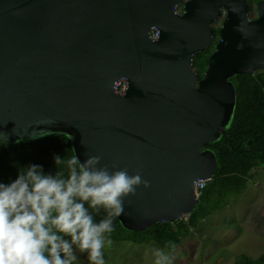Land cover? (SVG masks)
<instances>
[{
  "label": "water",
  "instance_id": "1",
  "mask_svg": "<svg viewBox=\"0 0 264 264\" xmlns=\"http://www.w3.org/2000/svg\"><path fill=\"white\" fill-rule=\"evenodd\" d=\"M222 9L199 78L193 57L211 45ZM261 69L264 0L255 19L247 0H0V142L68 131L82 162L99 155L149 182L125 198V229L172 222L214 172L202 148L230 122L229 79Z\"/></svg>",
  "mask_w": 264,
  "mask_h": 264
},
{
  "label": "clouds",
  "instance_id": "2",
  "mask_svg": "<svg viewBox=\"0 0 264 264\" xmlns=\"http://www.w3.org/2000/svg\"><path fill=\"white\" fill-rule=\"evenodd\" d=\"M54 161V175L30 164L15 180L0 183V264H76L77 251L90 264H106L104 249L112 244L113 220L124 214L125 198L140 185L149 187L139 170L110 171L99 155L83 162L77 154L67 160L55 155ZM101 209L107 214L97 222L93 213ZM170 248L154 250L155 264H173L175 244Z\"/></svg>",
  "mask_w": 264,
  "mask_h": 264
},
{
  "label": "trees",
  "instance_id": "3",
  "mask_svg": "<svg viewBox=\"0 0 264 264\" xmlns=\"http://www.w3.org/2000/svg\"><path fill=\"white\" fill-rule=\"evenodd\" d=\"M213 33L216 38L219 27L213 28ZM213 51L214 47H211L194 55L193 67L199 78L203 77ZM229 80L234 87L231 119L224 134L203 146L214 153L215 169L190 214V220L182 222L178 219L156 223L141 230H128L115 217V230L109 238L137 244L151 240L169 249L172 243L178 242L179 230L186 231L189 225L195 224V220L200 218L201 202L209 192L218 185L233 181L238 184L251 176L254 167H264V78L259 73L242 72ZM55 155L65 160L75 155L73 135L68 131L51 130L33 137L0 142V183L8 184L15 180L19 172L25 171L30 164L42 165L46 174L54 175L57 171ZM59 168L66 176L67 169L63 165ZM93 214L98 222L107 213L101 209L98 214ZM172 223L177 225V229L171 226ZM232 264H264V252L256 258L244 253L236 255Z\"/></svg>",
  "mask_w": 264,
  "mask_h": 264
},
{
  "label": "rangeland",
  "instance_id": "4",
  "mask_svg": "<svg viewBox=\"0 0 264 264\" xmlns=\"http://www.w3.org/2000/svg\"><path fill=\"white\" fill-rule=\"evenodd\" d=\"M259 1H248L250 18L257 15ZM220 25L216 20L212 27ZM218 39L214 37L208 48ZM257 73L264 78V69ZM253 171L238 184L233 181L218 185L202 200L200 218L186 231L179 230L178 242L172 243L176 246L173 264H232L236 255L256 258L264 252V167L256 166ZM190 214L180 220L188 222ZM171 226L177 229L176 224ZM111 240L112 244L104 249L106 264H155V249L171 251L151 240L144 244ZM77 255L76 264H90L86 254L77 251Z\"/></svg>",
  "mask_w": 264,
  "mask_h": 264
},
{
  "label": "built area",
  "instance_id": "5",
  "mask_svg": "<svg viewBox=\"0 0 264 264\" xmlns=\"http://www.w3.org/2000/svg\"><path fill=\"white\" fill-rule=\"evenodd\" d=\"M181 6V5H180ZM177 10L179 12L182 11V9L180 8L179 9V6L177 7ZM226 16V12L224 9L221 10V15L220 17L218 18V21L222 22V20L224 19V17ZM221 26V25H220ZM150 36L152 38H156L158 36V29L156 27H152L151 30H150ZM219 40V39H218ZM127 88V80L125 78H120L118 79L117 81H115L114 83V90L115 92L117 93H124L125 90ZM210 180V178H203V179H199L197 182H196V186H195V194L196 196L199 198L201 196V194L203 193V189L204 187L206 186L207 182ZM203 182L204 183V187H200V183Z\"/></svg>",
  "mask_w": 264,
  "mask_h": 264
},
{
  "label": "flooded vegetation",
  "instance_id": "6",
  "mask_svg": "<svg viewBox=\"0 0 264 264\" xmlns=\"http://www.w3.org/2000/svg\"><path fill=\"white\" fill-rule=\"evenodd\" d=\"M248 7H249V3H248ZM257 16H258V13H257V15L256 16H254L253 18H251V19H255V18H257ZM216 44V43H215ZM215 44H214V48H215ZM202 150H208L207 148H202Z\"/></svg>",
  "mask_w": 264,
  "mask_h": 264
}]
</instances>
